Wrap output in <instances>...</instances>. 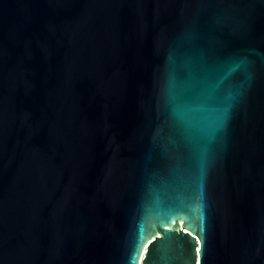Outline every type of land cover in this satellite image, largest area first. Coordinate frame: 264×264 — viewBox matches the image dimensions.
<instances>
[{"label": "water", "instance_id": "1", "mask_svg": "<svg viewBox=\"0 0 264 264\" xmlns=\"http://www.w3.org/2000/svg\"><path fill=\"white\" fill-rule=\"evenodd\" d=\"M0 264H264V0H0Z\"/></svg>", "mask_w": 264, "mask_h": 264}]
</instances>
